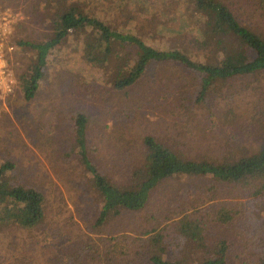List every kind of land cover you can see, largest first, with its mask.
Listing matches in <instances>:
<instances>
[{"label": "rangeland", "instance_id": "374dc122", "mask_svg": "<svg viewBox=\"0 0 264 264\" xmlns=\"http://www.w3.org/2000/svg\"><path fill=\"white\" fill-rule=\"evenodd\" d=\"M37 1L0 0V48L6 64L5 73L0 74V155L16 164V173L25 183L43 192L46 218L36 230L4 225L0 264H106L100 254L108 243L104 238L113 234L110 232L136 238L146 228L163 225L165 215L175 216L172 204L176 198L188 200L186 209L222 202L235 209L252 207L254 198L248 190L213 183L207 177L180 178L159 186L144 211L122 212L106 226L94 227L98 201L74 147L73 115L87 116L88 157L115 179L127 171V163L141 160V141L147 135L184 158L219 160L231 133L236 134L238 145L257 147L256 136H245L243 129L251 125L250 132L254 118L264 112V74L246 78L247 88H223L221 95L198 102L193 73L174 64H154L133 86L115 91L103 81L99 70L85 64L77 48L80 39L73 34L49 55L46 77L35 96L26 99L19 76L35 56L29 47L16 42H42L51 33L47 9L39 7ZM87 1L104 7L102 19L136 33L154 47L184 45L188 37L172 36L165 30L164 35L158 33V25L178 27L176 0H165V4L152 0L150 6L143 0L141 4L124 0L120 5L118 0ZM259 1L264 3L226 0L233 4L242 24L264 35V4ZM151 6L156 8L151 10ZM212 184L216 189L208 192ZM158 211L162 215L151 220ZM236 233L229 226L211 222L206 235L208 241L223 237L232 245L237 238L229 251L230 264H250L246 261L248 252L240 256L241 237ZM127 247L128 258H132L137 245L127 243Z\"/></svg>", "mask_w": 264, "mask_h": 264}, {"label": "trees", "instance_id": "16d2710c", "mask_svg": "<svg viewBox=\"0 0 264 264\" xmlns=\"http://www.w3.org/2000/svg\"><path fill=\"white\" fill-rule=\"evenodd\" d=\"M143 1L153 5L152 0ZM95 2L37 1L39 7L47 9L45 14L51 33L42 42L21 39L16 42L19 46L29 47L35 56L19 76V87L26 99L35 96L46 77L49 55L73 34L80 39L77 48L85 64L99 70L103 81L115 91L133 86L154 64H174L193 73L198 102L221 95L223 88L235 90L240 85L247 88L246 78L264 74V35L252 26L242 24L231 6L233 4L226 0H176L174 15L178 17V27L158 25L160 32H157L164 35L165 30L172 36L185 34L188 37L184 45L165 49L148 44L134 32L120 29L111 20L102 19L105 9ZM121 3L124 0H118V4ZM155 8L151 6V10ZM212 115L213 111L209 116ZM254 120L250 132L251 125H248L243 133L255 135L257 147L238 145L236 134L231 133L227 150L219 160L184 158L155 137L144 136L141 160L127 163V171L115 179L88 157L87 116L83 113L73 115L74 147L89 188L98 201L94 227L106 226L122 212L144 211L151 205L159 186L169 184L173 179L207 177L213 183L248 190L254 198L252 207L247 209L244 206L235 209L226 202L186 209L188 200L176 198L174 203L171 202L173 206L175 204L172 212L175 216L165 215L167 221L163 225L146 228L136 238L110 232L113 234L104 238L108 243L100 254L101 258L105 257V263L141 264V260L145 264H230L229 251L238 239H234L233 245L223 237L208 241V226L215 222L219 226H229L237 232L238 238L241 237V257L248 252L246 261L250 264H264V112L260 111ZM215 189L212 184L207 191ZM157 204L158 201L155 207ZM155 215H151V220L158 219L162 213L158 211ZM45 218L43 192L25 183L16 173V164L0 155V231L7 224L36 230L44 224ZM127 243L137 245L132 258H128Z\"/></svg>", "mask_w": 264, "mask_h": 264}, {"label": "built area", "instance_id": "2783aa9c", "mask_svg": "<svg viewBox=\"0 0 264 264\" xmlns=\"http://www.w3.org/2000/svg\"><path fill=\"white\" fill-rule=\"evenodd\" d=\"M11 48V47H9ZM6 69L5 60L3 58L2 49L0 48V74H4Z\"/></svg>", "mask_w": 264, "mask_h": 264}]
</instances>
